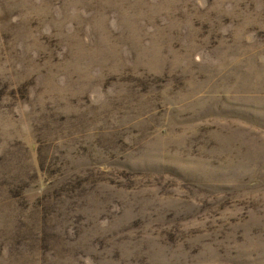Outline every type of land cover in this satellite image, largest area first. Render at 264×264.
<instances>
[{"label": "rangeland", "instance_id": "374dc122", "mask_svg": "<svg viewBox=\"0 0 264 264\" xmlns=\"http://www.w3.org/2000/svg\"><path fill=\"white\" fill-rule=\"evenodd\" d=\"M0 264H264V0H0Z\"/></svg>", "mask_w": 264, "mask_h": 264}]
</instances>
